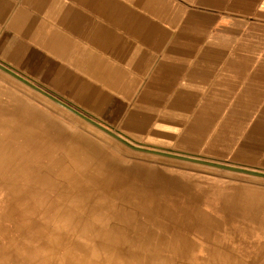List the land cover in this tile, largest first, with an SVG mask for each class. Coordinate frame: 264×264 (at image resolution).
<instances>
[{
	"label": "crops",
	"instance_id": "0c3cea01",
	"mask_svg": "<svg viewBox=\"0 0 264 264\" xmlns=\"http://www.w3.org/2000/svg\"><path fill=\"white\" fill-rule=\"evenodd\" d=\"M0 65L134 147L264 175V0H0ZM136 163L108 200L45 197L70 223L30 264H264V179ZM119 196L204 218L132 239Z\"/></svg>",
	"mask_w": 264,
	"mask_h": 264
},
{
	"label": "rangeland",
	"instance_id": "374dc122",
	"mask_svg": "<svg viewBox=\"0 0 264 264\" xmlns=\"http://www.w3.org/2000/svg\"><path fill=\"white\" fill-rule=\"evenodd\" d=\"M138 160L152 161L167 171L172 166H183L207 175L234 176L213 168L182 165L185 162L135 152L0 71V264H30L27 256L36 238H53L54 234L59 237L66 233L64 227L69 226L71 216L61 213L62 210L51 216L54 230L41 225L47 217L45 197L55 199L66 193L88 199L87 204L100 197L112 198L117 187L112 186L113 175L129 164H138ZM99 169L106 171L104 182H98L97 177L103 172ZM48 175L51 177L45 181L49 186L42 179ZM116 202L127 214L136 216L133 225H138L130 235L137 240L171 239V235L191 228L203 217L188 213L161 218L134 199L119 196ZM159 223L166 225V229L164 225L153 226ZM176 223L181 228L172 226Z\"/></svg>",
	"mask_w": 264,
	"mask_h": 264
},
{
	"label": "water",
	"instance_id": "95a60500",
	"mask_svg": "<svg viewBox=\"0 0 264 264\" xmlns=\"http://www.w3.org/2000/svg\"><path fill=\"white\" fill-rule=\"evenodd\" d=\"M0 71L5 73L8 76L14 78L15 80L19 81L20 83L24 84L25 86L29 87L33 91L41 94L42 96H44L45 98L49 99L53 103H55V104L59 105L60 107L66 109L67 111H69L72 114L76 115L77 117H79L80 119L85 121L86 123L90 124L91 126L95 127L96 129L100 130L101 132L107 134L108 136H110L114 140L118 141L119 143H121L125 147H127V148H129V149H131V150H133L135 152L148 154V155H153V156H158V157H163V158L172 159V160H177V161H180V162L190 163V164H194V165H200V166L213 168V169H217V170H221V171H225V172H230V173H235V174H240V175H245V176H250V177H256V178L264 179V175L263 174H259V173H256V172H251V171L241 170V169H237V168H233V167H229V166H223V165H219V164L204 162V161L195 160V159H192V158L175 156V155L166 154V153H162V152L142 150V149L133 147L132 145L127 143L125 140H123L122 138L117 136L115 133L110 132L109 130L105 129L104 127L100 126L99 124L95 123L94 121L90 120L89 118L83 116L79 112H77V111L73 110L72 108L66 106L62 102L58 101L57 99H55L54 97L50 96L49 94H47L46 92L42 91L41 89L31 85L30 83H28L24 79L18 77L17 75H15L14 73H12L11 71L7 70L6 68H4L1 65H0Z\"/></svg>",
	"mask_w": 264,
	"mask_h": 264
},
{
	"label": "bare ground",
	"instance_id": "6f19581e",
	"mask_svg": "<svg viewBox=\"0 0 264 264\" xmlns=\"http://www.w3.org/2000/svg\"><path fill=\"white\" fill-rule=\"evenodd\" d=\"M26 112V111H25ZM31 118V117H30ZM4 133V132H3ZM6 133V132H5ZM8 133V132H7ZM98 178V177H97ZM113 185V184H112ZM26 188V187H25ZM22 190V189H21ZM25 190V189H24ZM24 193V192H23ZM25 194V193H24ZM25 196V195H24ZM116 198V197H115ZM114 198V199H115ZM58 200V199H57ZM108 200V199H107ZM110 202V201H109ZM108 203V202H107ZM112 203V202H111ZM111 206V205H110ZM104 207V206H103ZM107 207V206H106ZM11 209H13V208H11ZM107 209V208H106ZM111 209H112V207H111ZM17 210H19V209H17ZM114 211V210H113ZM105 212H106V210H105ZM10 216V215H9ZM28 217V216H27ZM126 217V216H125ZM26 218V217H25ZM180 219V218H179ZM18 220V219H17ZM29 221H30V219H28ZM25 222H27V220L25 221ZM121 223V222H120ZM117 224V223H116ZM96 226V225H95ZM126 229V228H125ZM6 230V229H5ZM66 230V229H65ZM90 236V235H89ZM112 239V238H111ZM176 244V243H175Z\"/></svg>",
	"mask_w": 264,
	"mask_h": 264
}]
</instances>
